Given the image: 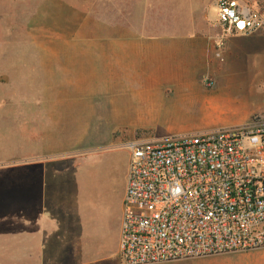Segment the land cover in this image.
Wrapping results in <instances>:
<instances>
[{"label":"rangeland","instance_id":"obj_1","mask_svg":"<svg viewBox=\"0 0 264 264\" xmlns=\"http://www.w3.org/2000/svg\"><path fill=\"white\" fill-rule=\"evenodd\" d=\"M240 1L264 14V0ZM193 4L165 0L151 24L183 23ZM201 6L199 29L204 11L217 32L215 0ZM82 12L79 0H0V264H120L128 143L242 127L264 112V38L228 45L208 90L169 79L168 97L156 80L172 61L159 48L119 49L94 31L88 45L53 39ZM19 234L44 257L17 260ZM162 264H264V247Z\"/></svg>","mask_w":264,"mask_h":264},{"label":"built area","instance_id":"obj_2","mask_svg":"<svg viewBox=\"0 0 264 264\" xmlns=\"http://www.w3.org/2000/svg\"><path fill=\"white\" fill-rule=\"evenodd\" d=\"M216 5L222 31L216 57L225 38L264 31L259 10L240 0ZM255 118L242 127L128 143L120 264L264 247V119Z\"/></svg>","mask_w":264,"mask_h":264},{"label":"crops","instance_id":"obj_3","mask_svg":"<svg viewBox=\"0 0 264 264\" xmlns=\"http://www.w3.org/2000/svg\"><path fill=\"white\" fill-rule=\"evenodd\" d=\"M193 1L196 4L188 7V20L183 23L180 22L176 26H170L162 22H159L158 25L151 24L156 16L165 14L163 8L160 7V4L165 0H79V8L84 12H82L83 20H81L78 29L71 31L68 36L65 33L66 30L63 29L57 30V32L52 31L50 35L53 39L54 35L57 37L61 35V41L56 40L60 44L66 41L74 44L78 40H84L83 43L86 42L85 44L88 45L91 44L88 33L94 31L97 37L107 38L106 40H110L112 47L119 49L125 47L159 48L162 58L165 59L162 64L166 65L169 62L168 59H170L172 61L170 65L172 66H169V70H165V75L162 74L163 76H159L156 80H162L160 81L162 86H159L158 90L168 96L170 92L165 90L164 87L168 85L173 88L171 83L174 81L181 83L183 88L192 91H195V89L204 91L208 89L202 88V81L209 79L214 84V78L222 70V63L230 56L228 45L235 46L239 50L240 46L244 44L243 40H247L246 44H253V42H258V40L264 38V31L251 36L225 38L224 49L221 52V57L218 58L216 57V45L222 40L221 28L217 24L218 31L214 32L205 25L207 17L202 10L204 28L199 29L197 17L200 9H203L201 6L202 0ZM74 5L76 6V4ZM38 29L44 30L42 28ZM225 52L226 55H224ZM233 55L236 57L241 56L239 52ZM118 62L120 61L116 60V63ZM194 77L195 80L193 81ZM261 114H264V112L259 113V115ZM250 116L249 114L247 120L249 118L252 120L255 117ZM33 243L31 240L28 244L27 240L22 238V234L16 237L17 260H22L23 254H25L24 251L27 257H36ZM74 251H79L76 255H81L82 251L78 248H74ZM38 255L44 257L42 252Z\"/></svg>","mask_w":264,"mask_h":264},{"label":"water","instance_id":"obj_4","mask_svg":"<svg viewBox=\"0 0 264 264\" xmlns=\"http://www.w3.org/2000/svg\"><path fill=\"white\" fill-rule=\"evenodd\" d=\"M255 119H256V120L264 119V116L261 115V116L256 117Z\"/></svg>","mask_w":264,"mask_h":264},{"label":"trees","instance_id":"obj_5","mask_svg":"<svg viewBox=\"0 0 264 264\" xmlns=\"http://www.w3.org/2000/svg\"><path fill=\"white\" fill-rule=\"evenodd\" d=\"M261 115H263V114H261ZM255 117H256V116H255ZM255 117H254V118H255Z\"/></svg>","mask_w":264,"mask_h":264}]
</instances>
